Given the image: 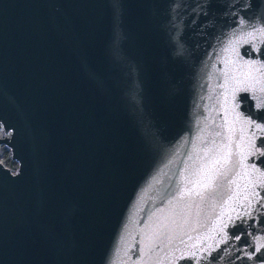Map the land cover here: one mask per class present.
<instances>
[{
    "label": "water",
    "instance_id": "water-1",
    "mask_svg": "<svg viewBox=\"0 0 264 264\" xmlns=\"http://www.w3.org/2000/svg\"><path fill=\"white\" fill-rule=\"evenodd\" d=\"M254 27L264 0H0V146L17 163L0 161V264H256L236 257L264 243V207L228 223L264 198V132L241 118L264 123ZM223 145L231 171L181 212Z\"/></svg>",
    "mask_w": 264,
    "mask_h": 264
},
{
    "label": "snow or ice",
    "instance_id": "snow-or-ice-1",
    "mask_svg": "<svg viewBox=\"0 0 264 264\" xmlns=\"http://www.w3.org/2000/svg\"><path fill=\"white\" fill-rule=\"evenodd\" d=\"M241 23H243V20H241ZM256 34L264 36V27L255 28L252 33H249V35H252L255 37ZM254 50L259 51V49H256L253 45ZM248 66L255 67L254 61H245ZM260 68H264V63H261L259 65ZM259 70V69H257ZM247 78L249 80H255L256 83H259L258 80L255 79L254 76H252L250 73L247 74ZM244 91H255L254 85H250L249 87H246L243 89ZM260 91L264 92V87L259 89ZM238 106V104H237ZM257 107H261V105H257ZM243 119V122L248 124L250 127H253L256 130H259L261 132H264V123H257L255 120H253L250 117H241ZM0 128H3V125L0 124ZM6 136L11 135V132H5ZM219 135V133H218ZM255 133H253V136ZM225 149H228L227 151H217L211 158L207 159L206 161L201 158V163L199 164V167H195L190 173L188 178V184L185 185L184 188L180 189L178 196L176 199L178 201H184L187 199L189 203L185 204L183 208H181V212H184L186 210H190L192 207L191 201H193L196 198H199V200L203 201L205 199V195L207 193H210L212 189L216 186L215 182L219 178L226 177L231 171V168L229 167V164L231 162L233 153L230 150L229 145H223L222 146ZM239 147V145H238ZM252 147L255 148V152H249V155H256L259 154L261 156H264V143H262L260 146H257L254 141L252 142ZM211 151V150H209ZM205 156H208V152L205 153ZM247 157H245V160ZM241 165H243L244 161L240 162ZM258 171V170H257ZM234 181L229 180L228 183L231 184ZM248 203H247V209L244 211H238L236 217H229L228 223H233V226L235 227L234 220H242L245 216H251L252 211L255 207V205L252 203V200L255 199L258 203L261 204L262 207H264V198L260 197V194L258 192H254L251 196L246 197ZM171 203V202H170ZM199 207V205H197ZM179 215V213H177ZM228 223L224 224V227L227 228ZM230 234L225 233V236L223 239H217L214 246L210 245L208 248L203 249V251H212L215 250V248H218L221 243H227V238ZM243 233L239 235H235L232 237L233 240L239 241L242 239ZM234 246V245H233ZM252 248V251H248L247 249ZM225 252L228 251L227 248L224 249ZM239 251L242 253L241 256H237L236 259H242L244 256L247 257L249 261H256V264H264V243H256L254 245H243ZM200 257H197V253L195 250H193L191 253L182 255L180 257H177V259H190V260H198Z\"/></svg>",
    "mask_w": 264,
    "mask_h": 264
},
{
    "label": "rangeland",
    "instance_id": "rangeland-1",
    "mask_svg": "<svg viewBox=\"0 0 264 264\" xmlns=\"http://www.w3.org/2000/svg\"><path fill=\"white\" fill-rule=\"evenodd\" d=\"M0 161L1 163L8 167L12 172L16 171L17 163L11 159L10 150L7 147H3L0 152Z\"/></svg>",
    "mask_w": 264,
    "mask_h": 264
},
{
    "label": "built area",
    "instance_id": "built-area-1",
    "mask_svg": "<svg viewBox=\"0 0 264 264\" xmlns=\"http://www.w3.org/2000/svg\"><path fill=\"white\" fill-rule=\"evenodd\" d=\"M3 136H5V133L0 130V137H3ZM3 147L4 146H0V152H1V150H2Z\"/></svg>",
    "mask_w": 264,
    "mask_h": 264
}]
</instances>
